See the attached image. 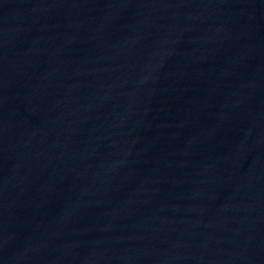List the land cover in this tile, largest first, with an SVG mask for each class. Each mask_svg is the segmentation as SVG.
<instances>
[{
  "label": "water",
  "instance_id": "obj_1",
  "mask_svg": "<svg viewBox=\"0 0 264 264\" xmlns=\"http://www.w3.org/2000/svg\"><path fill=\"white\" fill-rule=\"evenodd\" d=\"M0 264H264V0H0Z\"/></svg>",
  "mask_w": 264,
  "mask_h": 264
}]
</instances>
